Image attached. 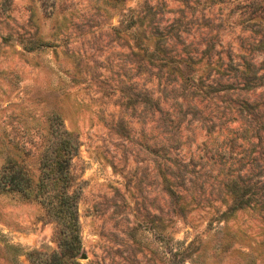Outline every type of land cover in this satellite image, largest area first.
Returning a JSON list of instances; mask_svg holds the SVG:
<instances>
[{"label": "rangeland", "instance_id": "rangeland-1", "mask_svg": "<svg viewBox=\"0 0 264 264\" xmlns=\"http://www.w3.org/2000/svg\"><path fill=\"white\" fill-rule=\"evenodd\" d=\"M0 264H264V0H0Z\"/></svg>", "mask_w": 264, "mask_h": 264}, {"label": "trees", "instance_id": "trees-1", "mask_svg": "<svg viewBox=\"0 0 264 264\" xmlns=\"http://www.w3.org/2000/svg\"><path fill=\"white\" fill-rule=\"evenodd\" d=\"M69 143V145H68ZM67 145L70 146L71 148H73V144H70V142H68ZM68 156H66V158L62 161H57V164L55 163L56 166V170L57 172H59V174L61 176L67 177V173H65V170H67L65 167L66 165L64 163L68 162ZM7 177H8V189L9 190H15L20 192L23 196L25 197H29L30 193L33 189L32 187V182L30 177L23 172L21 169H17L14 172H8L7 173ZM67 186H69V183H67V180L64 181L63 185H62V196L59 200V206H58V210L61 211H65L64 209V205L67 206V210L69 212V214L72 216V219H75L74 217V213H75V209H73V199L71 198V196L67 193L66 194V188ZM75 224V222H74ZM62 250L61 253L59 254V257L61 259H72L77 255V245H76V241L73 243H69L68 241L65 242L63 241V246L61 245ZM58 257V258H59Z\"/></svg>", "mask_w": 264, "mask_h": 264}]
</instances>
